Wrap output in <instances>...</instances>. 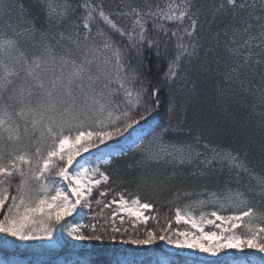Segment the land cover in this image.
I'll use <instances>...</instances> for the list:
<instances>
[{
  "label": "snow or ice",
  "instance_id": "1",
  "mask_svg": "<svg viewBox=\"0 0 264 264\" xmlns=\"http://www.w3.org/2000/svg\"><path fill=\"white\" fill-rule=\"evenodd\" d=\"M39 5L48 28L77 11L79 22L70 35L51 36L53 44L22 2L0 0V245L119 239L136 246L164 241L212 256L233 249L264 254V168L257 172L243 147L214 143L207 126L194 131L184 120L172 123L185 111L180 98L194 84L188 65L203 48L193 0L119 11L104 0ZM217 13L235 24L224 38L216 33L208 52L225 84L243 88L258 75L264 107V0H223L213 18ZM254 87L244 90L255 96ZM129 152L195 164L194 178L219 174L217 183L171 190V207L161 212L155 184L134 177L121 186L109 170ZM245 177L255 187L242 184ZM74 215L87 223L69 219Z\"/></svg>",
  "mask_w": 264,
  "mask_h": 264
},
{
  "label": "trees",
  "instance_id": "2",
  "mask_svg": "<svg viewBox=\"0 0 264 264\" xmlns=\"http://www.w3.org/2000/svg\"><path fill=\"white\" fill-rule=\"evenodd\" d=\"M19 2H22L25 8L28 9V18L39 17L38 22L45 25L49 33V40L53 44H55V41H51V36L55 35L59 39V33L61 32L68 36L73 31L74 23L79 22V11H77L75 14L70 13L63 23L48 28L41 14L39 0H19ZM67 2L76 6L80 0H67ZM222 2L223 0H193L203 25V48L200 50L199 56L193 58L192 63L188 65L187 74L194 84L190 83L188 90L180 98L181 103L185 106V111L173 118L172 123L175 125L177 120H184L186 126H191L194 131H199L205 126L211 128L214 135L210 138L214 143L220 140L234 146L243 147L248 152L251 166L259 172L264 168V118L260 115L264 112V107L261 106L259 99L261 95L258 91L260 78L258 75L255 76L243 88L237 83L225 84L223 77L220 75L221 69L216 66L215 54L208 52V49L212 46V38L216 33H220L221 38H224V30L235 24L231 17L227 15L217 13L213 18L215 8ZM157 3L162 6L165 0H104L105 7L108 10L116 11L121 10L125 4L144 8L146 5ZM62 43L67 45L68 41L65 40ZM158 67L159 65H155L152 68L153 76L157 75ZM249 83L250 87L253 84L255 85L252 88V91L256 92L255 96L244 90L248 88ZM159 118H164L163 112H161ZM109 170L112 171L117 184L121 186L128 181H132L134 177L137 183L144 179L148 185H152L149 175L161 176L163 181L160 186H157L162 190V195L158 198L161 212H165L171 207L167 202L171 190L189 188L199 191L204 185L213 187L217 183L219 175L209 174L207 177L194 178L191 173L197 171L195 164L192 166H174L164 161L157 163L145 160L140 154H133L132 152L114 160ZM227 179L229 177L225 173L221 183ZM231 179L233 180V187H235V177H231ZM241 183L247 184L248 187H255V181H250L247 177ZM128 187L130 190H135V184H128ZM249 195L253 197L254 201H261V197L255 192L249 193ZM192 199H196V197ZM185 202L184 199L179 201L181 205ZM258 206H264V203ZM205 210L210 211L211 209ZM169 215L174 216V211L169 212ZM69 219H73V217ZM73 220L87 223V217L77 216ZM3 239L4 235L0 234V240ZM8 239L11 240L12 238ZM88 243L91 245L90 249L69 250L65 246L53 247L39 242L28 244L16 242L15 244L0 245V255L6 259L14 257L27 259L30 263L42 262L41 264H57V262H60V258H63L66 262L113 264L112 262H121L125 257L131 255L140 256L139 262H142L141 264H152L151 262H155V264H162L163 262L180 264L178 262L187 261L185 258L175 257L165 252L161 241H157L153 245L151 254L146 251L145 246L125 244L121 249L112 250L108 248L107 245L109 244H124L119 239L117 241ZM117 258L120 259L116 261ZM254 262L259 261L255 260Z\"/></svg>",
  "mask_w": 264,
  "mask_h": 264
},
{
  "label": "rangeland",
  "instance_id": "3",
  "mask_svg": "<svg viewBox=\"0 0 264 264\" xmlns=\"http://www.w3.org/2000/svg\"><path fill=\"white\" fill-rule=\"evenodd\" d=\"M249 87H250V83H249L248 88ZM104 155L106 158L107 152ZM149 179L153 184H155L156 187L160 186L163 181V178L157 175H152V176L149 175ZM76 217L77 216L75 215L73 219H75ZM161 242H162L163 248L165 249V252H167L168 254H171L172 256H175V257H182V258L187 259L186 262H183L184 264H239L237 262L238 260L242 262L241 264H249V262L250 264H264V254L254 253L252 250L246 249L245 253L247 254H240V253H237L235 249H233V250H228L226 254L221 253L217 256H212L207 253H200L195 250L177 249V248H174L168 245L164 241H161ZM63 246L64 244L61 242L53 247H63ZM107 246L108 248L114 250L118 248L121 249V247H124L125 244H121V243L120 245L119 244H116V245L109 244ZM67 248L69 250H82L83 248L90 249L91 245L88 242L74 243L72 246H69ZM145 248L147 249L146 251L149 252L150 254L153 252V245L145 246ZM139 258L141 259V257H136L134 255H131V256L125 257L124 260L121 262L122 264H132L133 263L132 261L134 262L138 261L140 260ZM119 259L120 258H117L116 261H118ZM0 260L7 261V264H26L27 262L25 260H18L15 258L6 259L2 257L1 255H0ZM255 260H258L259 262H254ZM60 262H66V261L61 260ZM71 262H74V261H71Z\"/></svg>",
  "mask_w": 264,
  "mask_h": 264
}]
</instances>
